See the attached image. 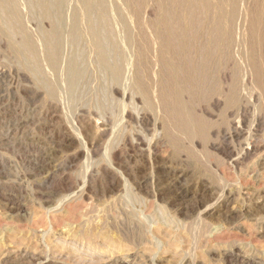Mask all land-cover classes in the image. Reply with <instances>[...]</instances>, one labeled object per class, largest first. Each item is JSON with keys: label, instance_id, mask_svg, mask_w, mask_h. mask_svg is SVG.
<instances>
[{"label": "rangeland", "instance_id": "374dc122", "mask_svg": "<svg viewBox=\"0 0 264 264\" xmlns=\"http://www.w3.org/2000/svg\"><path fill=\"white\" fill-rule=\"evenodd\" d=\"M17 1L19 6H21V4L23 6V7H19L21 10L23 8L22 12L25 11L24 12L25 14L24 13L22 14L20 12L22 19L27 18L29 12L30 14L34 15V16L32 15L33 18L31 17V15H29L30 16V17L28 16L29 19L27 18V20L29 21L24 19L23 23H27L24 25L25 28L27 26L26 29L28 30L29 28L31 29L32 27L31 30L33 31L29 30L31 34L36 35L37 38L40 37L37 40V38L34 36V38L38 42H40L39 44L41 46V38H42L41 31L49 30L50 29L49 23L43 22L42 24L41 21L42 19H40L37 16L35 11L34 12L31 11L34 8L32 9V7L29 4H25V2L30 3L28 2L29 0L27 1L22 0V2L20 0ZM256 1L257 0L255 1L236 0L235 2L236 9L238 8V6L239 8L236 10V15H235L236 16L235 24L238 25L237 26L235 25L236 26L235 30L237 33L234 30L235 33L234 37H236V35H238L237 36L238 38L242 37L243 45L244 42L246 44L247 41L246 44L247 46L244 45L246 46L244 47L242 45V48H240L241 46H239L237 43L239 39H237L236 37V39L234 38L235 43L233 42L232 44L233 46L234 44L237 45L235 46L236 49L233 47L231 48V46L229 47L228 44L227 45L224 44V46L221 45L220 48L218 47V50L220 51L221 54L218 52V50L215 53V60H217L215 64L218 65L217 66V69L219 68L218 72L220 70V72L218 73L219 76L225 72V75L223 74L225 76L223 79L219 77V82H220L219 91L221 90L222 93L225 94V92L228 90L227 88H229L227 86L230 84L231 87L232 83L236 84L237 82L235 91H238L239 93L241 92L239 95L238 94L236 95L238 97L240 96L239 98L237 97L238 103L242 104L243 106L245 105L246 107L244 106L245 107L244 108L241 105L240 108L242 107V110L239 108L240 104L237 105L238 107L236 105L234 107L233 105H230L229 107H224L226 106L225 101L223 102L224 97L222 98L220 97L221 106L216 109L213 108V110L209 103L210 97L208 98V101L201 103L200 104L201 106L203 105L204 107L208 108V112L209 113L213 112L215 116L211 119L207 118L208 120L210 119V121L212 122L211 124H213V126H211L212 127L211 130L214 131V134H212V132L211 134H207L206 137L208 138V140L207 138L206 140L200 139V141L199 138L197 139L195 138V141L194 140L184 141V139L179 140V137L176 134L170 136V134L165 133L167 135L165 136L164 132L161 129H159L158 133L160 134L161 132L160 134L161 139L159 142L160 145H158V152L161 154L159 155L161 156L162 159L161 161L164 163L163 165L160 166L158 172H155L153 168L154 165L152 166V164H149L146 161L147 158L145 155L144 156L141 155L139 150H136L135 148H133L128 144L130 142L132 134L136 129L137 131L139 130L138 132H141V134L144 137L150 139L151 136H153L152 134L153 132L151 128L148 130L146 129L147 130L146 131L144 129L145 128L144 126H138L141 128L144 127L143 130L146 131L144 133L140 131L141 128H138L137 125H135L134 123L128 122L126 118H122L121 121V115L119 114L122 112L121 109L123 107L120 109L122 104H124L125 108L128 106H129L128 108H130V106L132 105L131 103L134 104L135 102L134 106L138 105L139 108L137 109L139 110H137L136 107L132 106L133 110L135 109L136 111H142L143 108L142 110L140 109V107H142L141 104L136 100L131 102L132 100L129 97L125 98L127 100L126 101L121 96V94H114V91L112 90L114 83L109 85L113 81L109 79L110 77L107 75L104 69L100 67V65L95 61L96 55L94 54L95 59H90V57L93 58L92 56L93 52H90L91 50L88 49L89 48L88 44H86L88 42H86L85 38L81 40L79 39L80 41V43H78L79 46L75 47V49L77 48V50H79L80 53L74 50L73 46L70 44L67 38L64 39L65 41H67V43L63 41L62 44L63 47L65 44L66 45L69 44L67 45L69 48L66 45L64 48L62 47L63 48L62 53H65V55L62 54V59H61V61L63 62V63L61 62L63 66L64 64H66L65 62L66 59L68 60V58L71 55L75 53L76 54L79 53V58L80 59L82 58L81 60L79 59V64L80 66H82V69L87 73L85 74L84 72L83 74L84 77L80 79L81 81L79 80L81 84L78 83V85L76 86L77 88V90L75 88L76 92L70 91L69 89L66 90L68 86H65L66 87L65 90L64 88L63 90H61L62 87H64L63 85H67L66 84L67 77L66 79L63 78L65 77V75L63 74H66V72L55 74L54 72L50 71L48 68L46 67L43 68L45 63L42 65V68L48 79L50 80L54 79V81H56V79L58 78L57 80L58 82L57 81L55 82V84H57L56 86L58 87L57 88L58 92L59 91L61 92V94L60 92L57 93V97L58 95L59 97H61V98L59 97L56 98L58 100L60 99L58 103L56 102V99L52 101V99L47 95L46 88H43V86L40 84L41 81L40 82L38 81L39 79H41L40 76H37L36 74H33L34 76H32V73L30 74L29 72H24L23 70L25 69V67L23 68V66L27 65L25 64L26 63L25 60L23 61L21 58H16L17 56L14 55V53L12 54V52H10L8 48L6 49L7 46L5 42L3 41L4 42L3 43L1 42L2 40H0L1 42L0 44V237L5 236L6 234H7L6 236L8 235L16 236L17 234L18 236H21V235H28L30 233L29 235L32 237L33 235H35L33 238L31 237V241L33 240V243H31L32 248H30V250L31 251L38 250V252H40L41 255L48 254L47 256H49L51 260H53L54 258V261L56 260L55 262L57 264H88V263L96 264L95 263L96 261L99 262L100 259H103L105 254L102 251L105 250L108 246L103 236H106L107 238H115V239H119L118 238L119 236L121 242L123 240H124L123 242H125L124 237L130 236L129 239L130 238L134 239L137 232L136 230H138L137 232L138 234L140 233L139 230H141L142 227L145 226L144 227L145 229L143 228L141 232L143 235L146 233L144 236L149 238L150 240L151 233L146 232L148 231L149 227L159 223H160L159 225H163V226L171 224L172 226L171 225L170 226L172 228V231L174 232H170L172 233L170 234L171 236L169 234L168 235L172 237V239L175 238L177 241H180L181 243L178 242V246L179 245L181 246H179L177 248L179 250H177L176 248L173 249L168 248L167 244L165 243L161 244L158 241H157L158 244H156L157 242H154L153 244H147L146 247L148 249L152 248L156 252L155 254L158 255V258H160L157 259L156 264H167V263L171 264L172 262L173 264L176 263L180 264L178 262L183 256H188V259H190L189 264L191 263L192 264H264V109H263L264 108L263 105L264 104L263 101L264 100V91H263L264 90V66H263L264 65V61H263L264 60V51H263L264 50V46H263L264 45V29H263L264 0L262 1L258 0L257 2ZM243 2H245L246 4ZM149 4L151 3H148V5ZM69 6L65 7L66 10H68L67 8H69L68 11L64 10L66 21L69 20L71 16V10ZM24 7L26 9L29 8L28 10L30 11L27 13L26 12L27 10ZM243 7L245 8V10L246 8L249 10L251 9L250 11L252 12H249L248 10H246V12H243L242 11L244 10ZM240 8L243 9L241 10ZM258 8H260L261 11L257 10ZM142 10L144 13L143 8ZM142 10H140L141 13ZM226 12L227 10H225L224 13ZM155 13L153 15L152 13L149 14L148 15L149 17L147 16V13H145L146 15L144 16L147 19L144 16H142L143 14L141 16L144 18L142 19L145 21L154 20L157 15ZM240 13L241 14L243 13L242 16L244 15L245 16L240 17L241 16ZM23 15H25L26 17H24ZM247 17L250 18V21L248 20L249 23H247V19H248ZM257 17L258 18L260 17L259 18L260 20ZM236 18L237 20H239L238 23L236 21ZM243 18L246 19L245 21L247 27L251 25V28H254V26L256 25L258 27L255 26V28H262L263 30L261 31L260 29L252 30L249 27H248L249 29H247ZM240 19L244 24L241 23ZM254 19L255 20L257 19L256 23L260 22L258 23L259 25H257L255 21H253L254 22L253 24L251 20ZM32 20L34 22H32ZM36 21L38 22L35 23ZM40 21L41 24H38ZM28 22L30 23L29 25ZM261 23L263 24L262 27L260 25ZM36 24H38L40 28ZM115 25L117 24L114 23L113 28L115 30V36H117L118 38L122 33L121 31L122 29L118 30L120 26L118 25L119 26L118 27ZM238 26H240L241 28ZM36 29L38 30L37 33L40 32V34L36 33ZM240 29L243 32H245L243 33L244 36L246 35L245 38L244 36H240L242 32L240 34L238 33L240 32ZM246 29L247 31H249V33H247L248 35L246 34ZM250 31L251 32L255 31L254 32L255 35L253 33L251 34ZM256 31H258L259 34ZM250 34L252 35V37L250 36ZM257 35L259 36V38ZM260 35H262V37ZM254 36L255 38H258L256 41L255 38L253 39ZM247 37L248 38L251 37L249 38L251 40L249 41ZM0 38L2 39V37ZM15 39H16L15 41H19L18 38ZM120 39L121 38H119L118 40ZM236 40L238 41L236 42ZM81 42L83 44H81ZM241 43L239 44L241 45ZM253 43L256 44V47L255 44ZM257 43L260 44L258 45ZM252 44L253 46H251ZM225 45L229 48H227ZM248 45L252 47V52L254 53V55L253 53H251V47H248ZM222 47L225 50L222 49ZM254 47L256 50L255 52L253 51ZM83 48L86 51V54L84 53L85 51L83 50ZM124 48H126V51L128 50L130 54L132 55L134 54V50H132L130 46L129 48L126 46ZM220 49H222L225 52H223ZM229 49L232 50L229 51ZM233 49H235V53ZM257 49H259V51H257ZM236 50H238L239 52ZM242 50L246 52L242 53L241 52ZM151 51L153 50H150L149 54L152 55L153 52ZM40 52L42 53L41 50ZM89 52L92 55H90ZM240 52L245 56L241 55ZM9 53L12 55H10ZM232 53H234L233 56ZM235 54L236 56L234 57ZM251 54L252 57L254 56L255 58H257L256 59L257 61L253 60L254 57L253 59H251L252 58L250 56ZM255 54L257 55V57ZM66 55L68 56L70 55V56L68 57ZM222 55H223L222 58H224L225 55H227L228 57L231 55L233 59L235 58L234 62L232 61L233 59L230 60L231 56L227 59L225 56L224 60L223 59L221 60ZM86 56H88V58ZM148 57L149 60L151 61L150 56ZM210 57L212 58L211 60H209ZM210 57L208 58V61L212 63L213 57L212 56ZM242 57L245 59L246 57H248L247 59L250 58L251 63L259 62L258 64L256 63L258 66H255L254 63L252 64L250 63L251 65L254 66L249 65L250 61L247 59L246 60L243 59L244 60L243 61L241 60ZM17 60H19L18 61L20 63L19 65H22L23 70L18 65ZM84 60L87 62H85ZM239 61L240 62L242 61L241 64H239L240 63ZM245 61H247L246 62L247 64L245 63ZM82 63H84L85 65H83ZM237 64L241 66H238ZM16 65H18L19 67ZM86 65L88 66V68L86 67ZM64 67H66V65ZM64 67L62 68L64 69ZM151 67L152 70L154 71L159 70V67H157V65L152 66L151 64ZM251 67H255L254 70L255 73ZM18 68H20V70ZM247 68L249 69L247 70ZM250 68L254 74L252 73V71H250ZM236 69H238V71ZM21 70L24 72V74L23 72H21ZM129 70L130 71L127 72V75H130L132 72L131 70L133 69H131L130 67ZM221 72L223 73L221 74ZM241 72L243 73V75ZM236 75L239 78L236 77ZM36 76L39 78L37 79ZM232 76L233 77L235 76L234 78L236 79H233ZM105 78L107 79L105 80ZM228 80L230 81V83ZM232 80L233 81L236 80V81L232 82ZM239 80H242L243 83H241ZM102 83H104V85L106 83L107 86L105 85L104 87ZM224 85H226V87ZM222 86H224L225 88H223ZM239 86L243 92L240 90V88H238L237 90V87ZM244 87L245 90L247 87H249L250 89L247 88L246 93H244L245 91ZM252 87L255 89L253 90ZM68 91L69 94H71L72 92H74V94L72 93V95H67ZM244 96L247 97V100L246 97ZM257 97L260 99H258ZM73 99H75V101ZM123 100L125 101L124 103L122 102ZM241 100H243V102ZM60 102L61 104H63V107L62 105L59 104ZM117 102H118V106H116ZM64 103L66 104L65 107L69 103L68 104V107L70 106L69 109L68 107L64 108ZM72 106H74V109L75 108L76 109L74 110ZM84 106L90 112L91 111L94 112V113L91 112L94 114V115L92 114L93 116L91 117V120L93 119L92 124L90 125L91 128H87L86 123L83 122L78 123V121L74 120V117L78 113V110L82 109V107L84 108ZM71 107L73 109V110L71 109L72 111H70ZM110 109L111 110L115 109V111L114 110L111 111ZM243 109L244 112H242ZM237 110L238 113L236 112ZM217 111L219 114H217ZM159 112L160 111H158V115L161 119V115H160L161 112L160 113ZM198 114H200V112ZM68 115L70 118L68 117ZM218 115L219 116L221 115L220 118L221 117L222 118L220 119ZM65 116L67 117L68 120L66 119ZM112 116L114 117L112 118ZM217 116L218 118H216ZM107 118L116 121L113 122V120L112 121L110 120L108 122V129H109L108 133L102 135L98 139L97 143H95V145L93 146L92 143L96 136V132L101 129V125L104 123L103 121L106 122L108 120ZM117 118L119 122H117ZM217 119H220L218 120L219 122L217 121ZM234 119L236 120L235 123H233ZM228 120L229 122H227ZM230 122L235 124L234 126L236 128L237 127L239 128H237V130L232 129L230 127L231 125ZM237 122L240 124H238ZM227 123L230 125H227ZM134 125L136 127H134ZM214 126H217L216 129H218L219 127L223 130L226 129L225 131L227 134L224 136V138L219 135L218 137L216 136L217 133L215 132L216 129ZM223 127H225V129ZM229 131L231 134L229 133ZM150 133L152 135H150ZM230 135L233 137H231ZM164 137H166L167 139ZM126 139H128L129 141L127 140L128 142H126ZM203 140H205L206 142L204 143ZM119 141L122 142L119 143ZM175 143L179 146L180 144L182 145L180 148H178L179 146L177 147ZM185 143L188 145H186ZM172 144L175 145L176 148ZM116 146H118L119 149L117 151V155L115 159L112 155V149ZM192 147L195 148V154L188 153L190 152V150H192ZM187 149L188 152H186ZM196 149L198 150V152H196ZM200 150L202 152L204 151V153L200 152ZM206 151L209 154H205ZM202 156L203 157L205 156L204 159L205 158L206 159L204 160ZM194 157L195 158L199 157L198 158L199 160L194 159ZM100 163H102L103 165L107 164V166L112 167V174L114 173V176L118 181L116 185L110 184V180H111L110 176L108 178L99 176L96 178V180L94 179L92 183L87 181L86 174H88V171L91 172V170H94V167L98 166V164L100 165ZM82 171H84V173H82ZM154 176L157 177V182L155 181L156 185L152 190L150 189L151 188L150 183H151V179ZM143 177L146 178L145 180H148L147 182L148 185L145 184L146 185L145 186L144 184H141L142 188H137L136 185L132 183L133 181L130 180L133 179L135 181H141ZM80 189L85 191V193ZM152 191L156 192L155 196L154 193L151 194ZM80 192H82L85 197ZM73 193H75V195H72ZM79 193L81 196L80 195L78 196ZM72 196H74L75 199ZM81 197L82 199H79ZM63 200H65L66 202ZM68 200L69 202L70 201L72 202L68 203ZM149 200H151L152 202ZM135 225H139L140 228L139 229L134 228ZM192 225L193 227L191 228ZM126 226L128 227L126 228ZM205 226H206L205 229L208 228L207 229L208 231L204 229ZM214 226L219 229H216ZM5 227L6 228L8 227L7 229H9L10 231H6L5 233L4 231L6 230ZM9 227H11L12 229ZM131 228H133V230ZM201 228L203 229V232ZM20 230L21 233L19 235ZM25 230L27 231L23 233L22 231ZM134 230L135 232H133ZM204 230L206 232H204ZM15 231L18 233L16 234ZM14 232L15 234H13ZM90 233H92L91 235L93 239H90L91 237ZM133 233L135 235H133ZM192 233H194L195 235ZM82 234L85 237L86 236L87 237L84 238ZM162 234L167 235V233L165 232H163ZM175 234L178 236H176ZM199 234L202 235H200L199 237ZM213 234H217V235L211 236ZM154 235L157 237L159 234L156 232L154 233ZM188 235H189V239H187ZM203 235L205 236V238ZM122 236L123 238H121ZM209 240H211V242ZM10 241H11L10 238L5 237L2 243L9 244ZM202 241H204V243H202ZM183 242H185L186 244ZM189 243H191V247ZM201 243L203 245L205 244L206 247L205 248L201 247L203 246ZM157 245L159 246L156 247ZM198 246L200 248H198ZM107 249L109 250V248ZM174 251H175L174 255H176L175 257L174 255H172V252ZM57 257H58V261H57ZM169 257L171 258L170 262L168 261ZM174 258L178 262L174 261L175 260ZM120 264H125V262H122Z\"/></svg>", "mask_w": 264, "mask_h": 264}, {"label": "bare ground", "instance_id": "6f19581e", "mask_svg": "<svg viewBox=\"0 0 264 264\" xmlns=\"http://www.w3.org/2000/svg\"><path fill=\"white\" fill-rule=\"evenodd\" d=\"M20 1L22 2V0H20ZM24 1H27V0H24ZM239 1H241V0H239ZM28 2H30V3H26L25 2V4H29L32 7V9L34 8V9L37 10V12L34 9L31 10V11H33V12L35 11L37 16L40 19H42L41 20L42 24H43V22H46V23L48 22L49 23L50 29L48 28L49 30L41 31V37H42L41 38V46L42 47L39 44L40 42L37 41L38 38H40V37L37 38L36 35L31 34L29 30H31L32 27H31V29L29 28V30H28V29H26L27 26L25 28V25H24V24H27V23H23L24 19L27 20L29 15H31V17L33 15V14H30V12H29L30 10H28L29 8L26 9L24 7L27 10L26 12L27 13L29 12V13L27 15V18H23L22 19L21 13L23 14L25 12V11L22 12L23 8H22V10L19 8V7H23L22 4H21V6H19L17 0H0V17H1L0 19H2V20H0V22H1V25H0V35L1 36L0 37H2V39L0 38V40H2L1 42H3V41L5 42V44L7 46L6 49L8 48V50L10 52H12V54L14 53V55L17 56L16 58H21L23 61L25 60V62H26L25 64H27V65L23 66V68L25 67L24 70L22 68V65H19L20 64L18 62L19 60H17V63L20 66V68L24 72H29L30 74L32 73V76H34L33 74H36L37 76H40L41 79H39L38 81L39 82L41 81L40 84L43 86V88H46L47 95L52 99V101L59 97V95L57 97V93H59L60 91L58 92V90H57L58 87L56 86L57 84H55V82L58 80V78L56 79V81H54V79H51V80L48 79L46 74H45V72H44V70H43V68H45V67L48 68L50 71L54 72L55 74H59V73H63V72L65 73L66 72L67 76H66V74H63V75H65V77H63V76L62 77L65 78V79L67 77V79H66L67 82L65 81L67 85H63L64 87H62L61 90H63V88L65 90V88H66L65 86H68V88L66 90L69 89L70 91H75L76 86L78 85V83H80L79 80L82 77H84L83 74L85 72L82 69V66H80V64H79V59H80L79 58V53H80V51L77 50V48L75 49V47L79 46L78 45V43H80L79 39L81 40V39L85 38L86 42H88V43H86V44H88V47H89L88 49L91 50L90 52H93V55L89 52L90 55L93 56V58L90 57V59H95L94 54L96 55V60L95 61L100 65V67H102L104 69V71L110 77V78L109 77L108 78L111 81H113L109 85L114 83V86L112 88V90L114 91V94H121V96L124 99L129 97L132 100V101L130 100L131 102L136 100L137 102H139L141 104L142 107H140V109L142 110V108H143L142 111H136L135 109L133 110L132 106H134L135 102H134V104L131 103L132 105L129 104V105H131L130 106L131 109L128 108L129 106L125 108L124 104H122L121 107L119 105L120 109L123 107L121 109L122 112L119 113V114L121 115V121H122V118H126L128 122L134 123L135 125H137V127L138 126H144L145 128L144 127L143 128L145 130L146 129L148 130V129L151 128V130L153 132L152 133L153 136H151L150 139L144 137L141 134V132H138L139 130L137 131V129H136L134 131V133L132 134V137H131L130 142L128 144L130 146H132L133 148H135L136 150H139L141 155H143V156L145 155L146 156V158H147L146 161L149 164H152V166L154 165L153 168H154L155 172H158L159 169H160V166L163 165V163H164V162L161 161L162 160L161 156H160L161 154L158 152V145H160L159 142H160V139H161V136H160L161 132H160V134L158 133L159 129H161L164 132V134L165 133L166 134H170V136L176 134L179 137V140L180 139H184V141L185 140H190V141L194 140L195 141V138L196 139L199 138V141H200V139L201 140L202 139L206 140L207 134H211V132H212V134H214V131L211 130L212 129L211 126H213V124H211L212 122L210 121V119L215 117V116H214L213 112L209 113L208 112V108L204 107L203 105L201 106L200 104L204 103L205 101H208L209 97H210L209 98L210 99L209 103H210V106L212 107V110H213V108L216 109V108H219L221 106L220 97L221 98L224 97L223 102L225 101V104H226V106H224V107H229L230 105H233V107H234L235 105L237 106L238 104H240V103H238V98L240 96L238 97L236 95L237 94L239 95L241 92L239 93L238 91H235L237 82H236V84L232 83V82H235L236 80L235 81L232 80L231 87H230V84L227 86L229 88H227L228 90L225 92V94L222 93L221 90H220L221 91V93H220V91H219V89H220V87H219V84H220L219 77L221 79H223L225 77L224 76L225 72L224 73L221 72V74L223 73L224 75L222 74V75L219 76L218 73L220 72V70L218 72V69H219V68L217 69L218 65L215 64V62L217 61V60H215V53L217 52L218 47L220 48V46L221 45L224 46V44H226V45L228 44L229 47L231 46V48L232 47L235 48V46H237L235 44H234V46L232 45L233 42L235 43L234 38L236 39V37L238 36V35H236V37H234V34H235L234 30L236 29V26L238 25V24H235V17H236L235 15H236V10L239 8V6H238V8L236 9V4H235L236 0H29ZM148 3H151V4L148 5ZM243 3H245V2H243ZM67 6L70 7L71 16H70V19L66 21V17L64 15V10L65 11L69 10V8H67L68 10L65 9V7H67ZM240 7H241V5H240ZM142 8L144 9V13H143ZM260 8H258L257 10H260ZM140 10H142V13H141ZM225 10H227L226 13H224ZM244 10H245V8H244ZM244 10H242V11L246 12V10H248L249 12H252V11H250L251 9L249 10V9L246 8V10L245 11ZM240 11H238V12H240ZM155 12H157V13H155ZM258 12H256V13H258ZM145 13H147V16L149 14H151V13H152V15L155 13L158 16L156 15V18L153 16L155 18L154 20L145 21V20H143L144 18L142 17V16L146 15ZM224 14H226V15H224ZM263 14H264V12H263ZM238 15H239V13H238ZM240 15H241L240 17H244L245 16V15L242 16L243 13L242 14L240 13ZM252 15H254V14H252ZM23 16L26 17L25 15H23ZM37 16H36V18H37ZM36 18H34V19H36ZM251 18H254V17H251ZM245 20L246 19H244V21ZM248 20L250 21V18L247 19V23H249ZM256 20L254 19V20H251V21L252 22L255 21V23H256ZM261 20H262V18H261ZM27 21H29V20H27ZM38 21H36L35 23H37ZM41 21L38 24H41ZM236 21L238 23L239 20H237V18H236ZM240 21H241V19H240ZM30 22H31V20H30ZM32 22H34V21L32 20ZM114 23L117 24L115 26H118V25L120 26V28H118L119 26L116 27V28H118V30L122 29L121 30L122 33H121V35L118 38H117V36H115V30L113 28L114 27ZM241 23L242 24H244V23L246 24V21L244 23L241 21ZM258 23H260V22H258ZM258 23H256V24L259 25ZM29 24L30 23L28 22V25ZM38 24H36V25H38ZM253 24H254V22H253ZM239 25H241V24H239ZM260 25L262 27L263 24L261 23ZM242 26H244V25H242ZM255 26H254V28H251V25H249L248 27L251 28L252 30L253 29L254 30L258 29L259 30L260 29V31H261V30L264 29V28L263 29L262 28H255ZM238 27H240V26H238ZM246 27H247V24H246ZM248 27H247V29H249ZM256 27H258V26H256ZM39 28H40V26H39ZM237 29H239V28H237ZM247 29H246V34L249 33V31H247ZM31 31H33V30H31ZM37 31L38 30L36 29V33H37ZM235 32H236V30H235ZM254 32H251V34L253 33L255 35ZM256 32H258V31H256ZM34 33H35V31H34ZM238 33L239 34L241 33L240 36H244L243 33H245V32H243L240 29V32H238ZM37 34H40V32L37 33ZM251 34H250V36L252 37ZM258 34H259V32H258ZM34 36L37 38V40L34 38ZM245 36H244V38H245ZM260 36L262 37V35H260ZM251 37H249V38H251ZM15 38H18L19 41H15L16 40ZM66 38H67V40H69V42L73 46L74 50L79 52V53H77V54L75 53V54H73L71 56L69 55L70 57L68 55H66L69 58H68V60L66 59V61H65L66 64H64V66L66 65V67H64L63 64H62L63 62L61 61V59H62V54L65 55V53H62V49L65 47L66 44L64 45V47L62 46V44H63V41H65L64 39H66ZM119 38H121V39L118 40ZM249 38L247 37V39H249ZM254 38H255V36L253 37V39ZM258 38H259V36H258ZM258 38H255V41ZM237 39H239L240 42L238 40H236V42L238 41L237 42L238 45L241 46L240 48H242V45H243V40L242 39L243 38L242 37L241 38L237 37ZM240 39L242 40V43H241ZM250 40L251 39H249V41ZM261 40H262V38H261ZM83 41H85V40H83ZM249 41H248V43H249ZM1 42H0V44H1ZM65 42L67 43V41H65ZM82 42H81V44H83ZM252 42H254V41H252ZM252 42H250V43H252ZM239 43H241V45ZM246 44H247V41H246ZM246 44L244 42V45H246ZM253 44H255V43H253ZM253 44L251 46H253ZM67 45H69V44H67ZM71 45H70V47H71ZM125 46L128 47V48L130 46V48L132 50H134V54L135 55L134 54L133 55L130 54L128 52V50L126 51V48H124ZM246 46H244V47H246ZM251 46L248 45V47H251ZM229 47H227V48H229ZM244 47H243V49H244ZM255 47H256V44H255ZM255 47L253 48L254 52L256 51ZM222 49H224V48L222 47ZM222 49H220V50H222ZM235 49H233L234 53H235ZM40 50L42 51V53L40 52ZM83 50H84V48H83ZM150 50H153V51H151V52H153L152 55L149 54ZM231 50L229 49V51H231ZM238 50H239V48H238ZM238 50H236V51H238ZM257 51H259V49H257ZM218 52L220 53L219 50H218ZM223 52H225V51H223ZM241 52L245 53L246 51L244 52V50H242ZM84 53L86 54V51ZM234 53H232V56H233ZM240 53H238V54H240ZM242 53H241V55L245 56ZM251 53H253L252 52V47H251ZM12 54H10V55H12ZM224 54H226V53H224ZM223 55L221 56V60L222 59L224 60L225 56H226V59L231 56L230 55L228 57L227 55H225L224 58H222ZM253 55H254V53H253ZM148 56H150L151 61L149 60ZM210 56L213 57L212 63L210 61H208V58ZM232 56L230 57V60L233 59ZM235 56H236V54L234 55V57ZM246 56H248V55H246ZM250 56L252 57V54ZM86 57L88 58V56H86ZM217 57H218V55H217ZM253 57L251 59H253ZM256 57H257V55H256ZM247 58L248 57H246V59ZM211 59L212 58L210 57L209 60H211ZM216 59H218V58H216ZM226 59H225V61H226ZM234 59L232 60L233 62H234ZM236 59H237V57H236ZM243 59H245V58L242 57L241 60H243ZM251 59L249 58L247 60L250 61ZM256 59L257 58L254 57L253 60H256ZM82 61H80V62H82ZM85 62H87V61H85ZM223 62H221V63H223ZM241 62L239 64H241ZM246 62L247 61H245V63ZM250 63H251V61L249 62V65H251L254 62H252L251 64ZM256 63L258 64L259 62H255L254 63L255 66H258ZM12 64H13V61H12ZM43 64H44V67L42 68ZM82 64L85 65L84 63H82ZM151 64H152V66L153 65H155V66L157 65V67H159V70H157V71L152 70ZM232 64H234V63H232ZM18 65H16V66H18ZM23 65H24V62H23ZM134 66H135V68H134ZM223 66H224V64H223ZM238 66H241V65H238ZM251 66H254V65H251ZM62 67H64L65 70ZM86 67L88 68L87 65H86ZM130 67L133 70H131L132 72H131L130 75H127V72L130 71L129 70ZM244 67H245V65H244ZM20 68H18V69L20 70ZM251 68H252L253 71L255 70V67H251ZM251 68H250V71H252ZM244 69H246V68H244ZM248 69L249 68H247V70ZM22 70H21V72H23ZM90 70H91V67H90ZM233 70H234V68H233ZM236 70L238 71V69H236ZM250 71H249V74H250ZM253 71H252V73H253ZM260 71H262V70H260ZM24 72H23V74H24ZM96 72H98V71H96ZM254 73H255V71H254ZM48 74H50V73H48ZM51 74H53V73H51ZM55 74H53V75H55ZM85 74H87V73L85 72ZM239 74H238V76H239ZM242 75H243V73H242ZM37 76H36V78L38 79L39 77H37ZM98 76H101V75H98ZM238 76L236 75V77H238ZM234 77H233V79H236ZM247 77H249V76H247ZM106 79L107 78H105V80ZM52 80H53V83H52ZM239 81L241 83H243L242 80H239ZM255 82H257V81H255ZM229 83H230V81H229ZM60 84H62V83H60ZM102 84L104 85V83H102ZM105 85H106V83H105ZM105 85H104V87H105ZM109 85H108V87H109ZM226 85H224V86L226 87ZM224 86H222V87L225 88ZM256 86H257V84H256ZM238 88H240V86L237 87V90H238ZM247 88H249V87H247ZM247 88H246V90H247ZM260 88H261V86H260ZM252 89L254 90L255 88L252 87ZM76 90H77V88H76ZM240 90H241V88H240ZM244 90H245V87H244ZM246 90L244 91V93H246ZM218 91H219V93H218ZM256 91H254V92H256ZM65 92H67V91H65ZM62 93H64V92H62ZM72 93L74 94V92H72ZM72 93L69 94V91H68V94L67 93L66 94L67 95H72ZM249 93H247V94H249ZM60 94H61V92H60ZM256 95H258V94H256ZM218 96H219V98H218ZM246 96H244V97H246ZM247 97H246V100H247ZM59 98H61V97H59ZM258 99H260V98H258ZM73 100L75 101V99H73ZM82 100H81V102H82ZM116 100H118V99H116ZM58 101H60V99L59 100L56 99L57 103H58ZM66 101H68V100H66ZM241 101L243 102V100H241ZM122 102L124 103L125 101L123 100ZM59 104L62 105V107H63V104H61V102ZM68 104L65 107L66 104L64 103V108H67ZM248 104H250V103H248ZM70 105H72V104H70ZM241 105L242 104L239 105V108H240ZM113 106H115V105H113ZM116 106H118V102H117ZM69 107H68V109H69ZM72 107L74 109V106H72ZM72 107L70 108V111L73 110ZM134 107H136V109L139 108L138 105L134 106ZM79 108H81V107H79ZM84 108H85V106H84ZM84 108L82 107V109L78 110V113L75 116L76 119L74 117V120L78 121V123L79 122L80 123H82V122L86 123L87 124L86 125L87 128H91L90 125L92 124V120H93V119L91 120V117L94 115L93 114L94 112L91 111V112H93V113H91L89 110H87L86 108L84 109ZM250 108H251V106H250ZM240 109L242 110V107ZM112 110L115 111V109H112ZM137 110H139V109H137ZM157 110L161 112V114H160L161 115V119H160V117L158 115V111ZM226 110H228V109H226ZM66 112H68V111H66ZM107 112H109V111H107ZM116 112H119V111H116ZM199 112H200V114H198ZM236 112L238 113V110ZM242 112H244V109H243ZM67 114H66V116H67ZM217 114H219L218 111H217ZM224 114H225V112H224ZM240 114H241V112H240ZM218 116L216 118H218ZM220 116H219V118H220ZM68 117H69V115H68ZM113 117L114 116H112V118ZM118 117H120V116H118ZM207 118H210V119L208 120ZM66 119H67V117H66ZM220 119H217V121L220 120ZM110 120L111 119L109 118L106 122L103 121L104 123L102 122L103 124L101 125V129L96 132V136L93 135V136H95L94 141L92 143L93 146L95 145V143H97L98 139L102 135L108 133V130H109L108 129V122ZM114 121H116V120H113V122ZM235 121L236 120L234 119L233 123H235ZM117 122H119L118 118H117ZM227 122H229V120ZM238 122H239V120H238ZM233 123H231V125L227 123V125H230V127L232 129L237 130V128H239V127L236 128L234 126L235 124H233ZM225 124H226V122H225ZM238 124H240V123H238ZM135 125H134V127H136ZM214 127H215V129L217 128V126H214ZM138 128H141V127H138ZM143 128H141L140 131L145 133L147 130L144 131ZM223 128L225 129V127H223ZM110 129H111V127H110ZM209 130H211V131H209ZM225 130H223V129H221L219 127L218 129L215 130V132L217 133V135L216 134L215 135L217 137L219 135V136H222L224 138V136L227 134ZM116 131H118V130H116ZM124 131H126V130H124ZM230 131H229V133H230ZM208 132H210V133H208ZM152 134L150 133V135H152ZM166 134H165V136H167ZM231 137H233V136H231ZM126 138H127V136H126ZM164 138H166V137H164ZM170 139H168V140H170ZM127 140L128 139H126V142L129 141V140L128 141ZM205 140H203L204 143L206 142ZM207 140H208V138H207ZM121 142L119 141V143H121ZM217 142H218V140H217ZM171 143H174V142H171ZM182 143H183V141H182ZM216 144H218V143H216ZM175 145L177 147L179 146L176 143H175ZM175 145H173V146L175 147ZM181 145L182 144H180V146L178 148H180ZM186 145H188V144H186ZM213 145H214V143H213ZM113 146H114V144H113ZM118 146H116V147H114L112 149V155H113V157L115 159H116L117 151L119 149ZM123 146H124V144H123ZM193 148L194 147H192V150H190V152H188V149H187L186 152H188L189 154H195V148L194 149ZM91 149H92V147H91ZM172 149H174V148H172ZM189 149H191V148H189ZM205 149H206V147H205ZM196 152H198L197 149H196ZM200 152H202V151L200 150ZM202 153H204V151ZM205 154H209V153L206 151ZM198 155H199V153H198ZM204 157L202 156L203 159H204ZM190 158H192V157H190ZM198 158L199 157H197V158L194 157V159L199 160ZM108 163H110V162H108ZM101 164L102 163H100V165L98 164V166L94 167V170H91V172L88 171V174H86L87 181L92 183L94 181V179L96 180V178L99 177V176H103L105 178L106 177L108 178L110 176V178H111L110 184L111 185H116L118 183V181H117L116 177L114 176V173L112 174V167L107 166L106 163H105L106 165H103V164L101 165ZM115 164H117V163H115ZM115 170H113V171H115ZM82 173H84V171H82ZM131 178H132V176H131ZM139 179H141V178H139ZM145 179L146 178L143 177L141 179V181H135L133 179H130V180L133 181L132 183H134L137 188H142L141 184H144V185L147 184L148 185V183H147L148 180H145ZM149 181H150V179H149ZM155 181L157 182V177L156 176H154L151 179V183H150V187L151 188L150 189H152V190H153L154 186L156 185ZM140 185H141V187H140ZM82 189H85V188H82ZM82 189H80V190L83 191ZM83 192L85 193V191H83ZM75 193H73L72 195H75ZM80 193L83 194L82 192H80ZM80 193L78 194V196L80 195ZM153 193H154V196H155L156 192L152 191L151 194H153ZM83 196H84V194H83ZM72 197L74 198V196H72ZM79 199H82V197L79 198ZM124 199H127V198H124ZM69 200H68V203L73 201L71 199L72 201L69 202ZM63 201H65V200H63ZM149 201H151V200H149ZM139 219H140V217H139ZM143 219H144V217H143ZM194 220H195V218H194ZM110 222H111V220H110ZM173 222H175V221H173ZM186 222H184V223H186ZM166 223H167V221H166ZM195 223H197V222H195ZM159 224H156V225L154 224L151 227L146 226V227H149V228H148V231H146L147 229L145 231L151 233L150 234V237H151L150 240H149V238L144 236L146 233L143 235L142 232H141V230L145 226H143V227L141 226L142 229L139 230L140 233L137 234L138 230H136L137 231L136 235L133 233V235H135L134 239L133 238L129 239L130 236L129 237L128 236L124 237L125 242H123L124 240L121 242V239H120L119 236H118L119 239L107 238L106 236H103L105 238V242L108 245L107 248H109V250L107 248H106L107 250L105 249L106 251L103 250L102 252L105 254V256L103 257V259H100L99 262L96 261L95 263L96 264H120L122 262H125V264H156L157 259H160V258H158V255L155 254L156 252L152 248L148 249L146 247L147 244H153L154 242L158 241L161 244L162 243L167 244V247L168 248H172V249L173 248L177 249L179 246H181V245L178 246V242H180V241H177L174 237H173L174 239H172V237H170L171 236L170 234H172L170 232H174V231H172V228H171L172 225L170 224L171 226L170 225L163 226V225H159ZM142 225H144V224H142ZM145 225H146V223H145ZM115 226H117V225H115ZM206 226L204 227V229L206 228ZM127 227L128 226H126V228ZM131 227H132V225H131ZM192 227H193V225L191 226V228ZM7 228L5 227L6 230H4V229H2V230H4L5 233H6V231H10ZM9 228H11V227H9ZM134 228L139 229L140 227H139V225H135ZM184 228H186V227H184ZM188 228H190V227H188ZM215 228L219 229L217 227H215ZM131 229L133 230V228H131ZM131 229H129V230H131ZM201 229H200V232H201ZM207 229H205V230L208 231ZM205 230H204V232H206ZM26 231L27 230L22 231V232L24 233ZM188 231H190V230H188ZM216 231H218V230H216ZM15 232L13 234H15ZM133 232H135V230ZM156 232L159 234L157 237L154 235V233H156ZM163 232L167 233V235L169 234L170 236L169 235L167 236L166 234H162ZM202 232H203V229H202ZM17 233L18 232H16V234ZM20 233H21V230L19 232V235H20ZM175 233H178V232H175ZM218 233H220V232H218ZM8 234H9V232H8ZM29 234L28 235H21V236H18V234H17L16 236H18V237L13 236V235L12 236L11 235L6 236L7 235L6 234L5 236H1L0 237V264H57L55 262L56 260L54 261V258H53V260H51V258L49 256H47L48 254L47 255L46 254L41 255V253L38 252V250L37 251L34 250V249H33L34 251L30 250V248H32L31 247V243H33V240L31 241V237L32 236H30ZM59 234H60V232H59ZM91 234L92 233H90V235ZM126 234H125V236H126ZM192 234H194V233H192ZM86 235H87V233H86ZM200 235H202V234H199V237H200ZM214 235H217V234H213L211 236H214ZM34 236L35 235H33V237ZM131 236H132V234H131ZM173 236H174V234H173ZM176 236H178V235H176ZM5 237H8V238L11 239L9 244H5V243L3 244L2 243L3 239ZM72 237H74V236H72ZM86 237L84 236V238H86ZM93 237H94V235H93ZM192 237H193V235H192ZM36 238H37V236H36ZM121 238H123V236ZM183 238H184V236H183ZM204 238H205V236H204ZM90 239H93L92 235H91ZM187 239H189V235H188ZM211 240H209V241L211 242ZM206 241H205V243H206ZM158 242L156 244H158ZM193 242H194V240H193ZM197 242H199V241H197ZM183 243H185V242H183ZM202 243H204V241H202ZM161 244H160V246H161ZM185 244H182V245H185ZM189 244H190V247H191V243H189ZM158 246L159 245H157L156 247H158ZM186 246H188V245H186ZM201 247L205 248L206 246L204 244ZM198 248H200V247L198 246ZM152 250L154 251V253H153ZM177 250H179V249H177ZM196 250H197V248H196ZM58 253H57V255H58ZM174 254H175V251L172 252V255H174ZM175 256L176 255H174V257ZM178 256H179V254H178ZM170 259L171 258L169 257V260H168L169 262H170ZM172 260H173V258H172ZM57 261H58V257H57ZM174 261H176V259ZM194 261H196V260H194ZM176 262H178V261H176ZM192 262H193V259H192ZM178 263H180V264H189L190 263V259H188V256H183L179 260ZM88 264H90V263H88ZM171 264H173V262Z\"/></svg>", "mask_w": 264, "mask_h": 264}]
</instances>
